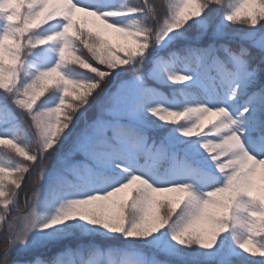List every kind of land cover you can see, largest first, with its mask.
Here are the masks:
<instances>
[{
	"label": "snow or ice",
	"instance_id": "1",
	"mask_svg": "<svg viewBox=\"0 0 264 264\" xmlns=\"http://www.w3.org/2000/svg\"><path fill=\"white\" fill-rule=\"evenodd\" d=\"M0 264H264V0H0Z\"/></svg>",
	"mask_w": 264,
	"mask_h": 264
},
{
	"label": "trees",
	"instance_id": "2",
	"mask_svg": "<svg viewBox=\"0 0 264 264\" xmlns=\"http://www.w3.org/2000/svg\"><path fill=\"white\" fill-rule=\"evenodd\" d=\"M121 2H122V0H121Z\"/></svg>",
	"mask_w": 264,
	"mask_h": 264
}]
</instances>
